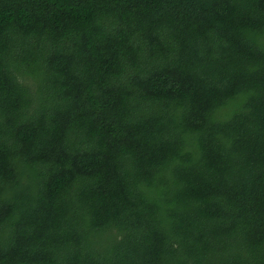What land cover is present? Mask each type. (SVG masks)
Returning <instances> with one entry per match:
<instances>
[{"label":"trees","instance_id":"trees-1","mask_svg":"<svg viewBox=\"0 0 264 264\" xmlns=\"http://www.w3.org/2000/svg\"><path fill=\"white\" fill-rule=\"evenodd\" d=\"M0 264H264V0H0Z\"/></svg>","mask_w":264,"mask_h":264}]
</instances>
